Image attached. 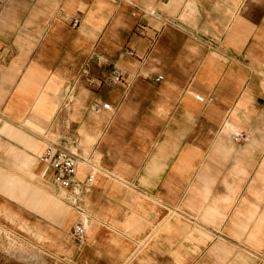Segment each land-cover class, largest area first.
<instances>
[{"label":"crops","instance_id":"1","mask_svg":"<svg viewBox=\"0 0 264 264\" xmlns=\"http://www.w3.org/2000/svg\"><path fill=\"white\" fill-rule=\"evenodd\" d=\"M47 2L39 0L43 6ZM180 7V19L184 20L194 13L195 0H169L165 4L169 13ZM64 8L68 13L74 10L80 13L85 6L79 0H66ZM38 14L39 8H35L32 17ZM0 21L12 24L4 16ZM74 22L78 23L77 19ZM83 23L99 30L105 19L97 18L96 10L91 8ZM226 30L223 47L217 52L204 53L201 49L191 50L186 45L173 47L170 43L163 47L159 42L145 56L154 35L151 31L146 38L132 41V49L120 54L116 64L106 63L112 66L106 74L108 87H120L124 94L135 78L141 76L144 67L150 72L144 78L150 77L155 82L157 76L162 77L160 82H155L160 83L157 90L150 83L145 90L153 94L156 104L154 114L147 121L152 119L164 126L155 128L161 137L144 166L142 153L149 149L140 147L134 150L132 159H119L110 171L104 168V172L97 171L93 157L96 150L91 147L102 135V126L110 124L108 120L119 97L115 89L108 92L112 94L107 99L109 103L90 106L91 111L103 114H89L80 129V144L86 155L81 158L90 164L84 162L86 168L79 177L76 173V179L84 181L89 168L95 173L92 187L83 195L89 218L87 244L102 247L110 241L99 219L102 216L113 222L114 213L119 215L124 205L130 211L118 221V226L136 224L137 231L143 233L136 237L138 241L112 239L122 249L117 264H128L129 260V264H264V82L259 73L264 48L248 47L253 24L237 13L231 15ZM0 34L15 40L10 46L0 42V192L3 194L0 200H11L42 212L58 221L66 232L75 216L45 185L47 182L53 187V172L38 160L48 146L47 139L53 137L48 127L66 84L62 62H67L66 66L69 60L73 61L77 79L89 61L100 55L99 60L111 59L117 55L116 49L111 54L98 51L95 55L94 33L81 28L73 38L70 52L66 53L59 47L64 39L59 23H54L37 49L31 48L23 37H13V32ZM260 34L264 35V28ZM84 59L88 61L85 63ZM113 71L122 74L121 82H110ZM132 72L134 78L129 80L126 74L131 76ZM77 84L75 80L69 95L74 94ZM196 95L204 101L198 102ZM70 99L71 96L68 102H72ZM103 104L110 105L111 110L102 109ZM79 108L80 102L76 100L71 106L72 118H81ZM121 110L119 119L126 116L128 104H122ZM235 134H240L242 139L234 142ZM72 139L77 146L74 135L67 138ZM90 151L93 154L88 155ZM129 183H136L145 194L125 191L123 188ZM94 188L100 194H92ZM115 198L117 203L113 202ZM90 199L94 203L92 218L86 202ZM149 200L161 204L153 205ZM2 212L11 220L6 210L1 209ZM219 232L226 235L213 239L211 233ZM36 235L42 237L40 233ZM151 236L155 240L151 239L149 250L142 253L144 249L140 250L136 244L146 242ZM223 237H228L229 242ZM130 243L134 251L127 257L122 251ZM94 261L106 263L98 257Z\"/></svg>","mask_w":264,"mask_h":264},{"label":"rangeland","instance_id":"2","mask_svg":"<svg viewBox=\"0 0 264 264\" xmlns=\"http://www.w3.org/2000/svg\"><path fill=\"white\" fill-rule=\"evenodd\" d=\"M65 1L48 0L43 6L39 4V0H5L0 3V20L4 16L12 24L2 22L5 24L2 25L0 21V33L13 32V37H23L29 42L31 48L37 49L42 46L44 37L51 31L54 23H59L64 33V39L60 42L59 47L66 53L70 52L73 38L81 28L86 32L94 33L92 51L95 55L98 51L100 54H106L104 51L111 54V50L116 49L117 55L111 56V59L108 60H99L101 55L99 58L94 56L95 58L87 64L88 73L81 71L77 79L75 77L76 69L74 70V66L71 65L73 61L69 60L66 66L65 63L67 62H62V74L66 84L62 89L64 93L62 91L60 95L58 110L48 127L49 132L53 134L51 137L53 140L52 142L48 141L49 144L58 143L59 138H68L70 135H74L78 140L79 155L86 158L80 144L81 126L89 114H103V112L96 114L91 111L90 106L95 103H109L107 99H110L112 94L108 92L115 89L119 93V97L114 103V114L112 113L111 120H108L110 124L102 126V135L91 147L93 151L96 150V153L98 151L104 155L103 157L98 154L93 156L94 161L98 164L97 171L104 172L100 167L110 171L117 165L119 159H132L135 154L134 150H138L140 147L145 150L149 149L142 153V158H145L144 166L161 137L160 131L156 132L155 128L158 125L164 126V124L156 123L152 119L147 121L154 114L156 104L152 98L153 94L146 93V86L150 83L154 88L153 90H157L160 83L153 82L150 77L144 78L147 72L150 73L145 70V67L141 71V76L135 78L126 94L120 87L110 88L106 83L107 71L112 67L109 65L111 63L116 64L120 54H125L129 49H132V41L146 38L149 32H154L145 56H148L159 42L163 43V47L170 43L173 47L186 45L188 49H201L204 53L217 52L219 48L223 47V39L231 15L237 13L245 21L253 24V32L249 36L248 47L264 48V35L260 34V29L264 28V0H238L237 3H234L233 0H195L194 13L184 20L180 19L179 15L181 7L175 13H169L165 9V4L169 0H79L85 6L80 13H77L76 10L68 13L64 8ZM35 8H39V14L36 18L32 17ZM91 8L96 10L97 18L104 17L105 19V23L99 30H93L90 24L84 26L83 20ZM75 19L78 23L74 22ZM0 42L10 46L15 40L11 39V36L6 38L4 34H0ZM118 46L119 49H117ZM261 57L259 73L264 82V55ZM87 61L83 60L85 63ZM103 61H106L105 64ZM126 76L130 80L134 78V72L131 73V76L129 74ZM89 79H94V83L90 84ZM75 80L78 81V84L74 89V94L69 95ZM141 84L143 86L138 87ZM68 85L71 86L66 93L65 90ZM69 96H71L72 102H68ZM76 100L80 102L81 118L79 119L71 116V106ZM124 103L128 104L127 114L123 119H119L122 111L121 106ZM163 122L165 121L163 120ZM91 151L88 155L93 154ZM109 168L111 169L109 170ZM127 169L132 170L129 167ZM45 185L55 196L60 195L49 183L46 182ZM123 189L134 194L140 192L136 183L126 184ZM97 192L100 194V190L94 188L91 193L97 194ZM0 195L3 196L1 192ZM117 199L115 198L113 202L117 203ZM86 202L89 204V214L92 218L93 200L90 199ZM149 202L153 205L161 204L156 200H149ZM124 206V209H119V215L114 213L113 222L101 216L99 223L105 225L103 229L106 232L104 234L107 239L110 237V241L102 247L99 245L93 247L87 244V238L82 245L76 244L73 240L72 227L77 221V216L70 207L67 206L73 212L75 221L65 232L58 221L49 219L42 212L23 207L11 200H0V211L1 209L6 210L11 218L10 220L3 212L0 213V264H117V257L118 255L121 256L122 249L117 243L112 242V239L121 238L122 240L138 241L139 239L136 237L143 234L137 231L136 224L125 227L118 226V221H122L130 211L128 206ZM175 206L173 208H176ZM101 207L102 205L99 206V209ZM117 210L116 208L115 211ZM175 210H179V208ZM173 217L177 216L174 215ZM37 233H40L42 237L38 238ZM100 234L106 238L102 233ZM222 234L225 233H211L213 239L217 240L222 238ZM228 237L223 238L229 242ZM155 238L151 236L146 242L137 243L136 247H139L140 250L144 249L142 252L144 253L149 250L151 239L154 241ZM146 244L148 245L146 246ZM130 245L125 251H122L127 257L134 251L133 248L130 249L133 245L131 243ZM145 246L147 248H144ZM108 256L109 258H107ZM95 257L101 261L105 260L106 263L94 261Z\"/></svg>","mask_w":264,"mask_h":264},{"label":"built area","instance_id":"3","mask_svg":"<svg viewBox=\"0 0 264 264\" xmlns=\"http://www.w3.org/2000/svg\"><path fill=\"white\" fill-rule=\"evenodd\" d=\"M4 1V0H1ZM82 72L88 73V67H85ZM123 79L122 74L118 71L112 72L110 82L117 84ZM161 76L155 78V82H160ZM90 84L94 83V79H89ZM198 102H203L204 99L198 95L195 96ZM102 109L110 111L111 107L108 104H103ZM242 139L240 134L233 136V141L237 142ZM41 163H44L52 169L51 183L53 187L60 193L61 200L64 204L70 207L77 216V221L72 228V238L76 244L82 245L87 234L88 215L83 205V195L92 187L94 182L93 168H89L84 181L76 179L77 167L79 163L89 161L81 158L77 152L75 140H67L62 137L58 139V143H48L44 152L38 158Z\"/></svg>","mask_w":264,"mask_h":264},{"label":"bare ground","instance_id":"4","mask_svg":"<svg viewBox=\"0 0 264 264\" xmlns=\"http://www.w3.org/2000/svg\"><path fill=\"white\" fill-rule=\"evenodd\" d=\"M47 139V138H46ZM47 141H51V139H47ZM52 142V141H51ZM95 154H98V155H101L100 153H96V152H94V155ZM96 156V155H95ZM86 168V164L84 163V162H81V163H79V167H78V177H79V175L82 173V171L84 170ZM100 169L102 170V167H100ZM53 191V190H52ZM57 198H60V200H61V196L59 195H57L56 196ZM62 201V200H61ZM89 221V220H88ZM91 221H92V219H91ZM89 224V223H88ZM88 234H89V230L87 229V237H88Z\"/></svg>","mask_w":264,"mask_h":264}]
</instances>
